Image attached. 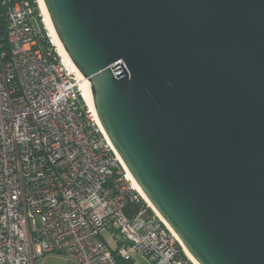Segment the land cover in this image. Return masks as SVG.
I'll use <instances>...</instances> for the list:
<instances>
[{
  "label": "water",
  "instance_id": "water-1",
  "mask_svg": "<svg viewBox=\"0 0 264 264\" xmlns=\"http://www.w3.org/2000/svg\"><path fill=\"white\" fill-rule=\"evenodd\" d=\"M101 127L198 264H264V0H42Z\"/></svg>",
  "mask_w": 264,
  "mask_h": 264
},
{
  "label": "built area",
  "instance_id": "built-area-1",
  "mask_svg": "<svg viewBox=\"0 0 264 264\" xmlns=\"http://www.w3.org/2000/svg\"><path fill=\"white\" fill-rule=\"evenodd\" d=\"M6 8L0 44V264H188L138 197L32 3ZM106 233L105 242L101 234ZM117 236V237H116Z\"/></svg>",
  "mask_w": 264,
  "mask_h": 264
},
{
  "label": "bare ground",
  "instance_id": "bare-ground-1",
  "mask_svg": "<svg viewBox=\"0 0 264 264\" xmlns=\"http://www.w3.org/2000/svg\"><path fill=\"white\" fill-rule=\"evenodd\" d=\"M36 3H37L38 10H39V17L41 18V21H42V25L44 26V29L48 33V36L50 37V39H52L53 46L56 49L57 55L62 60V63L65 66V68L77 80L78 85H79V89H80V91L82 93V99H83V102H84L85 106L87 107V109L89 110V112L92 114V117H93L94 121L96 122V124L98 125V127L101 129V132L106 136V134L104 133V131H103L102 127H101V124H100V122H99V120L97 118V115L95 113L94 106H93V101H92V97H91L90 90H89V87H88L87 82L82 78V76L80 75V73L78 72V70L74 67V65L72 64V62L68 58L66 52L64 51L61 43L59 42V40H58V38H57V36H56V34L54 32V29H53V27L51 25V22H50V19L48 17L47 11H46V9L44 7L43 1L42 0H36ZM106 138H107V136H106ZM115 154H116L117 159L120 162L123 170L126 173V178H127L128 182L131 184L132 189L135 191V193L137 194V196L139 197V199L145 204V206L149 210H151V212L155 215V217L175 237L177 243H179V245L182 247L183 254H184L185 258L188 260V262L190 264H198L190 256V254L186 251V249L184 248V246L182 245V243L180 242V240L178 239V237L175 235V233L172 231V229L165 223V221L159 216V214L152 207V205L150 204V202L146 199V197L144 196V194L141 191V189L138 187V185L136 184V182L134 181V179L132 178V176L130 175V173L127 171L125 165L123 164L122 160L120 159V157L118 156V154L116 153V151H115Z\"/></svg>",
  "mask_w": 264,
  "mask_h": 264
},
{
  "label": "rangeland",
  "instance_id": "rangeland-1",
  "mask_svg": "<svg viewBox=\"0 0 264 264\" xmlns=\"http://www.w3.org/2000/svg\"><path fill=\"white\" fill-rule=\"evenodd\" d=\"M33 5H34V8H35V13H36V15H38V19L40 21V25H41V27H44L42 25L41 18L39 17V10H38V7H37L36 0H34ZM138 202L143 205L144 209H147L148 213H150V214L152 213L151 210H149L145 206V204L139 199V197H138ZM101 237H102V239L105 242H107L109 240L106 233H102ZM182 254H183V252H182ZM186 261H187L188 264H190L187 259H186ZM39 264H76V263L73 262L72 260L68 259L66 256L61 255V254H48V255H45L44 257H42V259L40 260Z\"/></svg>",
  "mask_w": 264,
  "mask_h": 264
},
{
  "label": "trees",
  "instance_id": "trees-1",
  "mask_svg": "<svg viewBox=\"0 0 264 264\" xmlns=\"http://www.w3.org/2000/svg\"><path fill=\"white\" fill-rule=\"evenodd\" d=\"M22 0H13L14 2H19ZM30 3L33 4L34 0H27ZM7 9L3 8L0 6V44H4V35H5V27H6V22H5V13H6ZM134 207L136 208H143V205L141 203H138L136 205H134ZM118 264H131V263H125V262H121L118 261Z\"/></svg>",
  "mask_w": 264,
  "mask_h": 264
}]
</instances>
